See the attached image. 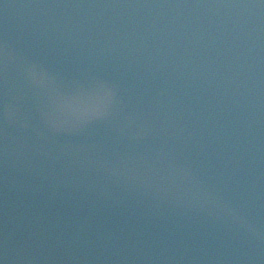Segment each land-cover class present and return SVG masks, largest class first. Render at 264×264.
Listing matches in <instances>:
<instances>
[{
    "label": "water",
    "instance_id": "1",
    "mask_svg": "<svg viewBox=\"0 0 264 264\" xmlns=\"http://www.w3.org/2000/svg\"><path fill=\"white\" fill-rule=\"evenodd\" d=\"M0 259L264 264L260 0H0Z\"/></svg>",
    "mask_w": 264,
    "mask_h": 264
},
{
    "label": "clouds",
    "instance_id": "2",
    "mask_svg": "<svg viewBox=\"0 0 264 264\" xmlns=\"http://www.w3.org/2000/svg\"><path fill=\"white\" fill-rule=\"evenodd\" d=\"M28 71L33 78H36L41 81L47 78L48 76L46 69L36 65L30 66ZM108 96H109L108 91H105L103 93L97 94L91 102L98 108L106 107L108 103ZM70 107L75 115L83 117L81 115V112L85 107V105H83L81 102H78L76 104H71Z\"/></svg>",
    "mask_w": 264,
    "mask_h": 264
},
{
    "label": "snow or ice",
    "instance_id": "3",
    "mask_svg": "<svg viewBox=\"0 0 264 264\" xmlns=\"http://www.w3.org/2000/svg\"><path fill=\"white\" fill-rule=\"evenodd\" d=\"M260 6L264 7V0H260ZM96 95L94 96H88L83 99H81V103L85 105L83 108L81 115L82 116H99L103 115L106 107L98 108L96 107L91 101L94 99ZM0 264H5L4 259H0Z\"/></svg>",
    "mask_w": 264,
    "mask_h": 264
}]
</instances>
